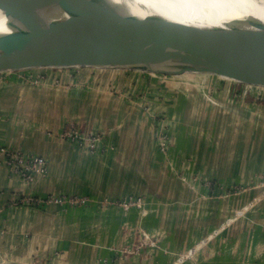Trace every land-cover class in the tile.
I'll return each mask as SVG.
<instances>
[{"label":"crops","instance_id":"obj_1","mask_svg":"<svg viewBox=\"0 0 264 264\" xmlns=\"http://www.w3.org/2000/svg\"><path fill=\"white\" fill-rule=\"evenodd\" d=\"M33 73L46 77L45 82L37 86L20 81L0 84V264H105L114 248L131 247L137 241L135 227L140 220L135 210L127 218L119 211L90 217L82 209L48 201L32 207L10 206L17 194L42 199L52 194L113 199L146 196L168 203L154 206L165 215L155 218L150 214L141 222L148 230L155 227L167 232L160 248L118 264H171L175 253L198 244L202 232L221 226L224 216L243 209L229 222L226 234L240 236L246 246L241 243L237 249L233 244L223 248L210 242L208 249L199 250L186 264H264V250L260 249L264 243V203L257 211H247V202L255 192L243 196L241 204L230 200L204 205L194 190L182 183L185 179L179 172L169 167L175 164L179 170L187 165L198 179L228 182L264 172V105H236L228 96H209V100L200 93L186 96L173 91L179 83L173 82L170 89L166 81L160 82V91L149 95L163 97L156 101V110L170 120L168 128L175 146L174 154L166 160L155 154L154 136L168 119L159 124L157 115L139 99L116 94L140 87L144 74L76 69ZM72 129L103 134L102 144L106 150L115 149V154L82 151L64 137ZM205 140L209 143L206 153L202 151ZM222 148L224 158L214 163L210 149ZM4 149L44 157L47 175L36 177L34 185L28 186L11 175L1 154ZM186 201L194 203L191 208L182 204ZM192 209V220L181 216ZM126 222L129 233L121 237L120 229ZM255 222H261L263 232L252 239L249 228Z\"/></svg>","mask_w":264,"mask_h":264},{"label":"rangeland","instance_id":"obj_2","mask_svg":"<svg viewBox=\"0 0 264 264\" xmlns=\"http://www.w3.org/2000/svg\"><path fill=\"white\" fill-rule=\"evenodd\" d=\"M101 70L103 72L105 71H121V72H128L130 75L132 74H144L141 80V85L136 86L135 88H127L123 89L122 91L116 92V94H124L126 96H129L130 98L139 99V101L144 105V107L148 108L150 110L151 114L157 115L156 120L161 124V121L165 123V121L168 119V116L165 113H161L157 109L156 101H160L163 99L162 96H150L149 94L156 92H159V87L161 86L160 82L165 84V81L170 89H173V82L179 83L178 89H174V92L179 93H185L186 96H191L196 93H200V95L209 97V96H228L229 100L238 105V104H246L250 106L254 105H264V87L261 86H255V85H249L244 84L241 82H237L231 79L222 78L216 74H201V73H192L189 74H181L176 76L171 75H165V74H152V73H144L136 70H121V69H112V68H103V67H88V66H79V67H67V68H40V69H30L27 71H39V70H45V71H64V70ZM26 71V70H22ZM20 71V75L25 77V73ZM155 71H161V70H155ZM180 72V71H178ZM3 76L0 78V84L3 83L4 85H7L11 82H21L23 84V81L19 80L20 78H14L11 72L6 73H0V76ZM10 76L9 79H5L4 76ZM129 75V76H130ZM21 76V77H22ZM152 77L154 79L148 80L147 77ZM16 77V76H15ZM19 77V75H18ZM35 77V76H34ZM44 77V76H43ZM38 79H41L42 76L35 77ZM46 80V77H44ZM4 81V82H3ZM43 83V82H42ZM82 83V82H81ZM147 83V84H146ZM2 85V84H1ZM30 85V84H26ZM32 85V84H31ZM39 85V84H38ZM86 85V84H85ZM91 85V84H89ZM37 86V85H35ZM87 86V85H86ZM140 88V89H139ZM133 89V90H132ZM157 89L159 91H157ZM138 90V92L136 91ZM137 92V93H136ZM198 96V95H195ZM207 100L210 99L206 98ZM152 101V103H151ZM151 106V107H150ZM218 120V126L221 125V120L217 118ZM169 119L165 125H159L158 130L155 133V143H156V149L155 154L157 153V156H160L161 158H165L166 160H169L172 155L174 154V140L170 133L169 126ZM81 134H86L84 132H81ZM220 135H222V132H219ZM95 140L90 136L89 138H84L86 142L78 144V147L89 154L96 155L99 153L105 154L106 152H110L112 154H115V149L113 150H106L103 142V134L96 133L95 134ZM101 138V139H100ZM217 140V137H216ZM73 142H75L73 140ZM216 141H213V143ZM205 147H202L203 152H207L209 149V143L207 140L203 143ZM211 154L214 156V163L217 161H221L224 158V148L222 149H210ZM23 154V152L16 151V150H2L1 154L5 156L6 158V166L8 170L10 171L11 175H15L13 173V170L11 169V166L7 163V160L11 158L12 154ZM112 154H109L112 156ZM19 156V155H18ZM44 158V157H43ZM181 169L178 170L175 164H171L170 170L175 171V173L179 172V176L182 177L184 180V183L188 189H193L196 193V198H198L200 201L203 202L204 205H211L213 202H230V200H233L235 204H241L242 197L246 196V194L253 193L249 200H248V206L249 208L247 211L251 213L252 211L259 210V206L264 203V172L258 174H251L254 175L253 178L250 177L246 180H240L238 182H228V181H213L209 180L207 178L198 179V176L195 174V172L187 165H181ZM35 183V180L27 184L28 186H33ZM3 192L0 190V195H2ZM56 200L59 201L61 204H65L67 207H71L73 210L82 209L84 213H86L87 216L93 217L95 216H101L106 217L110 216L113 212H120L125 214V218L129 216V213L133 210H135L138 214V217L140 220V224L135 227L137 229V241L135 244H133L131 247H127V245L123 248L119 249H113L112 250V257L110 260L106 259L105 264L112 263V264H118L122 261H126L128 257L135 256L139 257L145 254L149 249H159L160 243L163 238L167 234H163L164 232L161 230V228H152L151 230H148L144 223L142 224V220L145 218H149L150 214L155 218L162 217V214L159 209H156L154 206H166L168 203L159 202L152 198L149 199V197L146 196H129L124 198H94L91 196H75V195H61V194H52L50 197L47 198H39L35 196L34 194H28L20 196L19 194L14 195L13 199L10 201L9 205L14 207H32L31 202H35L37 204L47 203L48 200ZM55 203V202H53ZM187 207H192V204H194L192 201L183 202ZM245 206V205H244ZM194 210L192 211L188 210L187 213H183L181 216L184 218H190L192 220V217L194 216ZM243 211V209L241 210ZM240 212H234L231 217L224 216L223 218L224 222H221L220 225L217 228H210L209 231L202 232L204 235H202L201 238L198 239V244H196L192 248H187L186 250H183V252L175 253L174 255L175 260L171 264H186L187 261L192 260L196 257L199 250L202 251L204 248L208 249L209 244L218 243L219 245H222L224 248L228 245H234L235 248H239L241 243L243 245H247L246 240L244 243L241 240L240 236L237 237H231L226 234V231L229 230L231 226H229V222L232 223L235 218L239 217ZM246 211V210H245ZM166 213V211H165ZM128 214V215H127ZM168 214V213H166ZM209 213L206 214V217ZM247 214V212L243 213ZM180 215V214H179ZM233 216V217H232ZM257 217V216H256ZM126 220V219H125ZM160 220V219H159ZM227 222V223H226ZM120 231H121V237L124 235V237L129 233V227L127 225V222L122 225ZM204 228V227H203ZM249 235L254 238L256 236L261 235L263 232V229L261 227V222L257 223L255 222L252 228H249ZM176 233L178 234L177 230ZM167 237V235H166ZM249 238V237H248ZM122 238H120L121 240ZM259 246V244H257ZM203 247V248H201ZM249 247V246H248ZM260 249L261 251L264 250V243H260ZM171 254V252H170ZM173 254V253H172ZM179 254V255H178Z\"/></svg>","mask_w":264,"mask_h":264},{"label":"bare ground","instance_id":"obj_3","mask_svg":"<svg viewBox=\"0 0 264 264\" xmlns=\"http://www.w3.org/2000/svg\"><path fill=\"white\" fill-rule=\"evenodd\" d=\"M89 1L0 0V42ZM137 1L154 8L157 20L185 33L191 42H215L235 51L250 74L264 78V0ZM124 52L128 57L105 65L151 72H211L239 81L218 52L189 48L148 23L138 28L136 41Z\"/></svg>","mask_w":264,"mask_h":264},{"label":"water","instance_id":"obj_4","mask_svg":"<svg viewBox=\"0 0 264 264\" xmlns=\"http://www.w3.org/2000/svg\"><path fill=\"white\" fill-rule=\"evenodd\" d=\"M155 14L154 8L137 0L86 2L0 42V73L88 66L171 76L185 74L105 65L128 57L125 48L136 41L138 28L148 23L189 48L218 52L238 77L237 82L264 87V78L250 74L244 59L235 51L215 42H191L185 33L157 20Z\"/></svg>","mask_w":264,"mask_h":264},{"label":"built area","instance_id":"obj_5","mask_svg":"<svg viewBox=\"0 0 264 264\" xmlns=\"http://www.w3.org/2000/svg\"><path fill=\"white\" fill-rule=\"evenodd\" d=\"M22 71V70H21ZM25 73V77L20 75V71L11 72L14 78H20L19 80L23 81L26 84L38 85L45 82V78L42 76L41 79L35 78L36 76L33 71H22ZM19 75V77H18ZM16 76V77H15ZM22 76V77H21ZM35 76V77H34ZM73 130V129H72ZM86 134H81L79 130L69 131L64 134L66 139H69L75 143L80 144L86 142L84 138H89L90 136L95 140L96 136L93 133H87L88 136L85 137ZM101 139V138H100ZM19 155V156H18ZM7 163L11 166L13 173L16 174L18 178L24 181L26 184L32 183L36 177L47 175L48 172V162L45 158L41 156H34L28 154H12L11 158L7 160ZM43 202V201H42ZM47 202V201H46ZM48 202L60 203L56 200H48ZM32 206H37L38 204L35 202H31Z\"/></svg>","mask_w":264,"mask_h":264}]
</instances>
